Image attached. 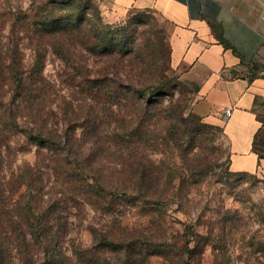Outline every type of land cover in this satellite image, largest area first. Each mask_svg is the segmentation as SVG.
<instances>
[{
  "label": "trees",
  "instance_id": "16d2710c",
  "mask_svg": "<svg viewBox=\"0 0 264 264\" xmlns=\"http://www.w3.org/2000/svg\"><path fill=\"white\" fill-rule=\"evenodd\" d=\"M3 1L0 264L174 260L181 240L162 209L172 191L206 181L211 165L198 153L209 134L185 116L163 29L149 16L107 23L94 0ZM50 53L64 63L61 86L45 74ZM33 150V162L22 158ZM125 205L149 215V227L123 225ZM88 209L118 225H91L85 245L68 225L73 210L83 218ZM194 233L189 254L201 244Z\"/></svg>",
  "mask_w": 264,
  "mask_h": 264
},
{
  "label": "crops",
  "instance_id": "0c3cea01",
  "mask_svg": "<svg viewBox=\"0 0 264 264\" xmlns=\"http://www.w3.org/2000/svg\"><path fill=\"white\" fill-rule=\"evenodd\" d=\"M162 20L171 70L194 87L193 113L220 126L233 172L264 178V24L260 0H109ZM233 108L230 117L224 110ZM264 180V179H263Z\"/></svg>",
  "mask_w": 264,
  "mask_h": 264
},
{
  "label": "rangeland",
  "instance_id": "374dc122",
  "mask_svg": "<svg viewBox=\"0 0 264 264\" xmlns=\"http://www.w3.org/2000/svg\"><path fill=\"white\" fill-rule=\"evenodd\" d=\"M0 2L3 3L0 7H3L4 1L0 0ZM94 2L107 23H126L136 16L155 18L154 22L157 21L163 29L161 36H164L165 46L169 52L170 43L158 15L138 10L118 13L109 0H94ZM17 3L27 8L29 0H17ZM31 53L30 50L27 51L28 59ZM63 68L64 63L50 53L45 70L46 76L59 82L58 78ZM171 71L183 81L180 75ZM184 83L186 88L180 90L186 91L187 96L185 116H192L190 118L199 124L204 123L209 138L204 142L203 148L198 149V153L208 158L211 168L206 171L207 179L202 184L183 189L179 194H176L175 190L170 194L161 215L167 222L169 233L177 234L181 240L179 248L176 249L178 255L174 260L153 257L151 264H183L186 261L192 264H264V200L260 193L261 181L264 178L256 173L232 171L228 140L223 128L195 117L194 87L187 82ZM179 97L180 93L177 92L176 98ZM16 138L20 142L24 139L21 135ZM22 158L33 162L34 150ZM157 158L161 159L162 155ZM120 208L126 211L123 225L145 229L149 227L151 219L149 215L141 214L138 209L131 208L130 205ZM91 225L107 228L110 225H118V219L114 220L113 216H104L101 212L91 209L80 218L76 216V210H73L68 225L72 240L90 245ZM192 231L201 236L199 237L201 244L195 253L189 254L185 249L184 240L191 237Z\"/></svg>",
  "mask_w": 264,
  "mask_h": 264
},
{
  "label": "built area",
  "instance_id": "2783aa9c",
  "mask_svg": "<svg viewBox=\"0 0 264 264\" xmlns=\"http://www.w3.org/2000/svg\"><path fill=\"white\" fill-rule=\"evenodd\" d=\"M260 1L262 2V5H263L261 13H260V19L262 23L264 24V0H260ZM232 111H233V108L231 107L226 108L224 110V116L230 117L232 115ZM260 193H261L262 199L264 200V180L261 181Z\"/></svg>",
  "mask_w": 264,
  "mask_h": 264
}]
</instances>
